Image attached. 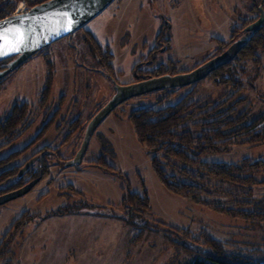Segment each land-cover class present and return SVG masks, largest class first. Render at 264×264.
<instances>
[{
    "label": "rangeland",
    "instance_id": "1",
    "mask_svg": "<svg viewBox=\"0 0 264 264\" xmlns=\"http://www.w3.org/2000/svg\"><path fill=\"white\" fill-rule=\"evenodd\" d=\"M263 5L264 0H115L83 27L109 45L105 47L113 54L110 66L98 49L83 41L82 28L50 43L3 76L0 122L15 104L28 107L17 136L4 146L0 138V161L20 152L0 171L47 152L49 173L25 195L0 206V247L4 244L7 250L0 264H185L195 256L180 248L184 232L194 237L206 234L244 254L249 253V242L262 241L264 232L249 221L221 215L168 191L152 167L154 154L137 140L129 113L173 104L191 88L203 102H214L225 94L237 102V111L261 113L264 43L255 51L260 61L239 53L224 65L237 76L235 87L220 83L214 71L194 84L172 88L174 93L165 95L170 90L159 89L122 102L94 131L82 163H66L84 140L89 120L114 95L115 85L128 83L139 58L149 57L145 43L159 44L158 62L173 60L177 62L174 71L189 70L235 40L250 36L245 27L258 18ZM29 8L18 0L13 13ZM261 30L264 34V22ZM48 81L50 92L44 103ZM100 157L115 171L89 164ZM246 157L264 160V142L234 144L202 159L236 163ZM33 167L36 171L38 164ZM127 184L132 192L145 190L150 200L146 212L129 220L122 205ZM253 192L264 197V185L254 186ZM66 209L72 210L57 212ZM137 234L142 237L135 241ZM261 247L264 250V244Z\"/></svg>",
    "mask_w": 264,
    "mask_h": 264
},
{
    "label": "trees",
    "instance_id": "2",
    "mask_svg": "<svg viewBox=\"0 0 264 264\" xmlns=\"http://www.w3.org/2000/svg\"><path fill=\"white\" fill-rule=\"evenodd\" d=\"M17 1L0 2V19L13 13ZM23 1L28 7H33L46 0ZM248 41L239 55L254 57L258 44L264 43L261 28L251 35ZM101 55L106 58L110 66L112 60L110 51L105 50ZM254 61H260V57H254ZM225 68L226 66H222L215 70L218 72L216 75L220 78V83L237 86L239 83L237 76L226 71ZM161 73L164 71L159 72ZM222 77L226 79L221 81ZM49 89L50 81L45 86L44 98L48 97ZM164 90H170L165 95L174 93L172 88ZM224 96L225 94H222L214 102H203L196 99L195 89L191 88L173 104L162 108L132 109L129 117L139 143L154 154L151 157L152 167L159 181L168 191L189 197L195 204L211 208L221 215L241 217L258 228L256 230L264 232V197L255 196L253 192L254 186L264 185V160H252L246 157L239 162L228 163L202 159L206 154L227 151L234 144L248 146L264 142V109L254 116L248 109L237 111L235 108L237 102H232L231 96L227 99ZM27 107L26 103L15 104L5 121L0 122V138L5 141L1 146L8 145L17 136L18 124L24 119ZM194 119L198 121L189 124ZM46 127L37 135L38 137ZM193 128L198 131L194 132ZM19 153L13 152L6 160H1L0 167L15 159ZM29 160L30 158L0 171V194L15 190L32 179L38 176L42 178L49 173L46 152L39 155L36 161L37 172L33 170L35 164L33 163L20 176L19 170ZM89 164L115 171L103 157ZM126 187L122 205L126 207V219L129 220L130 217L134 218L146 212L150 207V200L145 190L142 193L132 192L128 184ZM71 210L57 212L64 213ZM133 223L131 224H137ZM184 236V240L180 242L181 250L195 256L185 264H264V250L261 247L264 244V234L261 236L262 241L249 242L250 250L245 254L237 250L231 251L226 247L225 242L208 237L206 234L194 237L184 232ZM141 237L137 234L135 241ZM6 251L2 248L0 258L7 253Z\"/></svg>",
    "mask_w": 264,
    "mask_h": 264
},
{
    "label": "water",
    "instance_id": "3",
    "mask_svg": "<svg viewBox=\"0 0 264 264\" xmlns=\"http://www.w3.org/2000/svg\"><path fill=\"white\" fill-rule=\"evenodd\" d=\"M111 2H115V0H46L33 7L31 6L28 10L12 13L1 18L0 27L19 28L24 33L25 39L19 52L0 56V61L15 57L0 72V79L19 67L42 48L67 35H71L74 31L89 23L94 17L102 13ZM263 8L260 6L258 18L245 27V30L250 32V36L259 31L264 22ZM250 36L235 40L222 53L209 58L205 63L196 66L193 70L177 74H164L131 84H116L114 95L89 120L84 140L73 159H70L66 165L82 163V158L87 152L86 150L94 131L101 121L119 104L133 96L159 89L188 86L204 79L215 69L228 65L249 42ZM35 161L36 157H33L25 162V165L19 170V175L21 176L26 172ZM39 180L40 176L15 190L0 194V206L12 199L25 195ZM5 264L8 263L6 262Z\"/></svg>",
    "mask_w": 264,
    "mask_h": 264
},
{
    "label": "flooded vegetation",
    "instance_id": "4",
    "mask_svg": "<svg viewBox=\"0 0 264 264\" xmlns=\"http://www.w3.org/2000/svg\"><path fill=\"white\" fill-rule=\"evenodd\" d=\"M29 8V7H28ZM30 9V8H29ZM28 10V9H27ZM90 22V21H89ZM88 24V23H87ZM86 25V24H85ZM84 25V26H85ZM84 26H82L81 28H79V29H82ZM79 29H77V30H79ZM84 29V35H83V41L84 42H87L88 43V45H92L93 47H95L96 49H98V51L99 52H101V54H102V52L103 51H105V50H107L108 48H109V45L108 44H102L95 36L96 35H94V34H92V32L91 31H89L88 29H85V28H83ZM75 32V31H74ZM73 32V33H74ZM73 33L71 34V35H73ZM67 36H69V35H67ZM168 40V39H167ZM90 42V43H89ZM107 45V47L108 48H106L105 46ZM159 44H152L151 46H148L146 43L143 45V48H147L148 50V52H147V54H148V58H147V60L146 61H144V60H142V59H140L139 58V60L140 61H138L137 63H136V65H135V68L133 69V76H132V78L130 79V81L128 82V83H122V84H131V83H134V82H138V81H141V80H146V79H148V78H152V77H157V76H160V75H164V74H177V73H181V72H187V71H189V70H193V66H192V68L191 69H189V70H186V69H179V70H173V69H175V67H176V61H173V60H168V62L167 63H164V62H158V60L156 59V54L155 53H157L156 51L158 50V51H161L162 49H161V47L160 46H158ZM47 47V46H46ZM46 47H44V48H46ZM44 48H42L40 51H42ZM106 48V49H105ZM166 49H167V46H166ZM226 49V48H225ZM224 49V50H225ZM224 50H222L220 53H222ZM39 51V52H40ZM110 51V50H109ZM220 53H218V54H220ZM111 54H112V52H111ZM147 54H146V56H147ZM218 54H215V55H212V56H209L208 57V59L209 58H211V57H213V56H216V55H218ZM113 55V54H112ZM15 57H11V58H8V59H4V60H1L0 61V72L2 71V70H4L5 69V67H7V65L6 64H8L10 61H12L13 59H14ZM101 58H102V55H101ZM142 58V57H141ZM207 60V59H206ZM205 60V61H206ZM205 61H203V63H205ZM202 64V63H201ZM197 65H200V64H197ZM197 65H195V67L197 66ZM224 66V65H223ZM222 67V66H221ZM220 68V67H219ZM218 69V68H217ZM159 70H162V71H164V73H161V74H159ZM216 70V69H215ZM214 70V71H215ZM214 71H212V72H214ZM212 72L209 74V76H211L212 75ZM173 88H175V87H173ZM167 89V88H166ZM114 92H115V87H114ZM36 156V160H38V157H39V155L37 156V155H35ZM31 158H33V157H31ZM30 158V159H31ZM36 162V161H35ZM34 162V163H35ZM3 194V193H2Z\"/></svg>",
    "mask_w": 264,
    "mask_h": 264
},
{
    "label": "snow or ice",
    "instance_id": "5",
    "mask_svg": "<svg viewBox=\"0 0 264 264\" xmlns=\"http://www.w3.org/2000/svg\"><path fill=\"white\" fill-rule=\"evenodd\" d=\"M24 39V33L19 28L0 27V56L19 52Z\"/></svg>",
    "mask_w": 264,
    "mask_h": 264
}]
</instances>
